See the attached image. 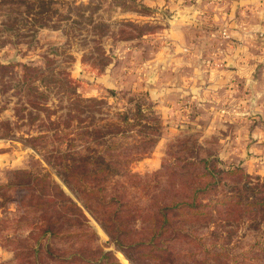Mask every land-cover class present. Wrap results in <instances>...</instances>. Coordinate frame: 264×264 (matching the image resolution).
Wrapping results in <instances>:
<instances>
[{
  "label": "rangeland",
  "instance_id": "1",
  "mask_svg": "<svg viewBox=\"0 0 264 264\" xmlns=\"http://www.w3.org/2000/svg\"><path fill=\"white\" fill-rule=\"evenodd\" d=\"M225 1L0 0V264H264V154L175 101Z\"/></svg>",
  "mask_w": 264,
  "mask_h": 264
},
{
  "label": "crops",
  "instance_id": "2",
  "mask_svg": "<svg viewBox=\"0 0 264 264\" xmlns=\"http://www.w3.org/2000/svg\"><path fill=\"white\" fill-rule=\"evenodd\" d=\"M219 7L191 11L213 23L194 24L202 37L188 47L191 54L175 58V101L198 105L208 132L251 139L264 154V0H226Z\"/></svg>",
  "mask_w": 264,
  "mask_h": 264
},
{
  "label": "trees",
  "instance_id": "3",
  "mask_svg": "<svg viewBox=\"0 0 264 264\" xmlns=\"http://www.w3.org/2000/svg\"><path fill=\"white\" fill-rule=\"evenodd\" d=\"M182 203L185 204V205H188L186 202H182ZM188 207H189V206H188ZM189 208H191V206H190ZM161 218H162V219H165L163 215L161 216ZM162 224H163V222H160V223H159V227H160ZM150 240H151V237H150V239H149L148 241H150ZM116 242H117V245L120 244V242H119L118 240H116ZM119 246H120V245H119ZM109 253H110L109 251H105L104 253H102V255H108ZM128 259L131 260L132 262H134L135 264H140V263L134 261V260H133L132 258H130V257H128Z\"/></svg>",
  "mask_w": 264,
  "mask_h": 264
},
{
  "label": "built area",
  "instance_id": "4",
  "mask_svg": "<svg viewBox=\"0 0 264 264\" xmlns=\"http://www.w3.org/2000/svg\"><path fill=\"white\" fill-rule=\"evenodd\" d=\"M223 34H225V32Z\"/></svg>",
  "mask_w": 264,
  "mask_h": 264
}]
</instances>
